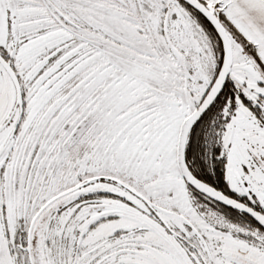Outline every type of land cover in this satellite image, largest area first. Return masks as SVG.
<instances>
[{"label":"snow or ice","instance_id":"6c2138e0","mask_svg":"<svg viewBox=\"0 0 264 264\" xmlns=\"http://www.w3.org/2000/svg\"><path fill=\"white\" fill-rule=\"evenodd\" d=\"M0 264H264V0H0Z\"/></svg>","mask_w":264,"mask_h":264}]
</instances>
